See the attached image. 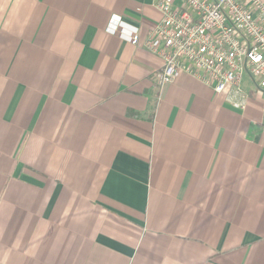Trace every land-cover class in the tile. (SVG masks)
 I'll list each match as a JSON object with an SVG mask.
<instances>
[{
	"label": "crops",
	"instance_id": "0c3cea01",
	"mask_svg": "<svg viewBox=\"0 0 264 264\" xmlns=\"http://www.w3.org/2000/svg\"><path fill=\"white\" fill-rule=\"evenodd\" d=\"M155 1L0 0V264H264V94L159 88Z\"/></svg>",
	"mask_w": 264,
	"mask_h": 264
},
{
	"label": "built area",
	"instance_id": "2783aa9c",
	"mask_svg": "<svg viewBox=\"0 0 264 264\" xmlns=\"http://www.w3.org/2000/svg\"><path fill=\"white\" fill-rule=\"evenodd\" d=\"M161 18L144 48L162 59L154 76L159 88L178 74L194 77L234 110L244 111V76L264 94V1L262 0H156ZM113 20L110 34L133 46L139 32L125 33Z\"/></svg>",
	"mask_w": 264,
	"mask_h": 264
},
{
	"label": "rangeland",
	"instance_id": "374dc122",
	"mask_svg": "<svg viewBox=\"0 0 264 264\" xmlns=\"http://www.w3.org/2000/svg\"><path fill=\"white\" fill-rule=\"evenodd\" d=\"M243 82L246 85V87L253 86L252 82H250L246 76H244Z\"/></svg>",
	"mask_w": 264,
	"mask_h": 264
}]
</instances>
